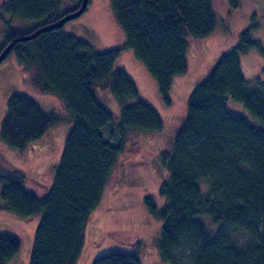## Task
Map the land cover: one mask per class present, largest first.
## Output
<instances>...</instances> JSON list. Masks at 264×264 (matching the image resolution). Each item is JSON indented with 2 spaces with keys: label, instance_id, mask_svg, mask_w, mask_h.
<instances>
[{
  "label": "trees",
  "instance_id": "16d2710c",
  "mask_svg": "<svg viewBox=\"0 0 264 264\" xmlns=\"http://www.w3.org/2000/svg\"><path fill=\"white\" fill-rule=\"evenodd\" d=\"M70 1L72 6L62 9V0H1L5 29L0 52L15 38L56 22L81 3ZM110 2L124 34L123 48L134 52L163 103L170 105L172 80L187 71L190 40L207 39L220 25L212 0ZM224 2L236 10L240 0ZM13 18L29 24L13 27ZM258 26L253 13L238 30L225 28L234 34V47L221 54L193 87L171 149L160 153L167 172L158 187L163 203L158 207L146 197L144 205L160 221L157 248L166 264H264V69L250 82L240 68L241 55L250 49L264 52L254 37ZM62 27L16 42L8 53L14 54L19 67L33 72L37 89L55 97L67 116L43 110L29 95L11 94L0 123V141L24 151L53 127L65 121L71 124L46 193L26 190L21 171L0 168L1 210L20 220L41 215L29 264L75 263L87 219L125 141L163 127L133 81L114 67L122 48L98 51ZM95 87L110 90L119 107L118 119L99 102ZM230 100L242 104L259 125L231 110ZM112 123L117 145L102 135ZM233 232L246 238L239 242ZM184 245L190 249L186 262L178 257ZM19 248L15 235L0 233V264H8ZM91 264H141V260L136 253H107Z\"/></svg>",
  "mask_w": 264,
  "mask_h": 264
},
{
  "label": "rangeland",
  "instance_id": "374dc122",
  "mask_svg": "<svg viewBox=\"0 0 264 264\" xmlns=\"http://www.w3.org/2000/svg\"><path fill=\"white\" fill-rule=\"evenodd\" d=\"M212 2L220 25L207 39L190 40L187 71L172 80L168 106L161 100L155 81L134 52L123 48L124 34L114 17L110 0H89L86 10L79 17L63 25L64 32L85 40L98 51L122 48L114 67L127 74L135 84L139 97L156 111L163 123L160 132L134 134L125 141L103 187L100 201L87 219L82 249L74 264H91L94 258L107 253H136L141 264H166L157 248L160 221L144 205L146 197L158 207L163 203L158 187L166 180L167 172L160 164V153L170 151L173 136L184 120L186 100L193 87L205 77L221 54L234 47V34L226 32L225 28L231 26L233 31L238 30L248 23L254 13L259 24L254 37L264 49V0H240L236 10H231L224 0ZM71 6L70 0H62V9ZM28 24V21L19 18H13L11 22L13 27L18 28ZM4 29L0 21V44ZM240 68L244 78L251 82L264 69V52L250 49L240 56ZM32 77L33 72L19 67L13 53L0 63V123L5 114L6 100L14 93L29 95L45 111L67 116L58 100L53 99L55 97L37 89ZM94 91L99 102L115 120L118 119L119 107L110 90L95 87ZM229 107L252 124L259 125L242 104L230 100ZM70 127L68 121L53 127L24 151L11 149L0 141V168L21 171L25 176L26 190L40 195L46 193ZM102 135L111 144H118L113 123L103 128ZM40 217L38 213L29 220H20L0 208V233L13 234L20 242L17 254L8 264H29L33 235ZM232 235L239 242L246 238L242 232H233ZM189 250L186 245L179 250L181 261L186 262Z\"/></svg>",
  "mask_w": 264,
  "mask_h": 264
},
{
  "label": "water",
  "instance_id": "95a60500",
  "mask_svg": "<svg viewBox=\"0 0 264 264\" xmlns=\"http://www.w3.org/2000/svg\"><path fill=\"white\" fill-rule=\"evenodd\" d=\"M87 4H88V0H81V3L79 5V7L71 12L66 14L65 16H63L61 19L57 20L54 23L48 24L46 26H43L37 30H35L34 32H32L29 35L23 36V37H18L15 38L12 42H10L9 44H7L0 52V63L5 59V57L7 56V54L9 53L11 47L16 43V42H21V41H27L30 40L32 38H34L35 36H37L38 34L50 30V29H55V28H59L62 27L67 21H70L72 19H75L77 17H79L87 8Z\"/></svg>",
  "mask_w": 264,
  "mask_h": 264
},
{
  "label": "crops",
  "instance_id": "0c3cea01",
  "mask_svg": "<svg viewBox=\"0 0 264 264\" xmlns=\"http://www.w3.org/2000/svg\"><path fill=\"white\" fill-rule=\"evenodd\" d=\"M6 19H8V17ZM53 99H56V98H53Z\"/></svg>",
  "mask_w": 264,
  "mask_h": 264
}]
</instances>
